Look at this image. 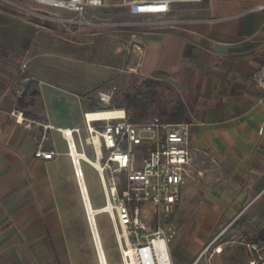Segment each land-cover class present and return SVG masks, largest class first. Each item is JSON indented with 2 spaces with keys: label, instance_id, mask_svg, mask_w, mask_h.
<instances>
[{
  "label": "crops",
  "instance_id": "obj_1",
  "mask_svg": "<svg viewBox=\"0 0 264 264\" xmlns=\"http://www.w3.org/2000/svg\"><path fill=\"white\" fill-rule=\"evenodd\" d=\"M263 5L203 0L146 18L119 5L130 22L178 23L152 32L117 27L65 33L59 23L0 0V264H73L65 192L80 190L56 128L82 127L84 113L103 108L98 91L123 93L147 78L176 91L192 145L217 160H204V175L182 188L174 218L178 225L198 221L203 237L191 249L179 239L170 253L173 264H192L214 236L227 232L264 242V99L253 79L264 64ZM19 86L28 87L22 106L15 95ZM17 108L54 129L23 128L10 116ZM39 145L54 155L36 157Z\"/></svg>",
  "mask_w": 264,
  "mask_h": 264
},
{
  "label": "built area",
  "instance_id": "obj_2",
  "mask_svg": "<svg viewBox=\"0 0 264 264\" xmlns=\"http://www.w3.org/2000/svg\"><path fill=\"white\" fill-rule=\"evenodd\" d=\"M38 6L66 11L73 15L64 19L57 15L17 6L30 17L54 21L77 32L82 27H143L148 32L173 27L177 20L144 19L135 22L111 23L94 21L87 17L93 10L110 5L106 0H26ZM203 0H121L132 16L150 17L170 12L173 4H197ZM264 10V5L260 7ZM26 64L20 66L19 74ZM253 79L264 99V64L254 73ZM116 88L98 91V102L103 108L83 114V126L74 129L56 128L65 139L68 154L77 182H83L81 162L93 168L99 178L104 205L97 209L109 216L113 234L120 252L121 264H173L169 244L175 238L176 226L171 216L180 201L184 185L196 181L206 172L203 161L217 165V160L206 149L192 145L190 122H166L158 117L131 122L124 108H109ZM24 86L16 87L15 95L21 98ZM260 100V101H261ZM15 123L25 129L41 128L43 132L53 126L25 116L17 108L10 112ZM86 133L83 137L82 132ZM75 138L80 147L77 151ZM89 146L93 159L87 157L84 147ZM39 145L36 157L50 159L54 152L42 151ZM76 153V160L72 155ZM78 167V168H77ZM214 237L192 264H212V259L223 252L227 242ZM237 244L246 252V264H264V242L241 236Z\"/></svg>",
  "mask_w": 264,
  "mask_h": 264
},
{
  "label": "rangeland",
  "instance_id": "obj_3",
  "mask_svg": "<svg viewBox=\"0 0 264 264\" xmlns=\"http://www.w3.org/2000/svg\"><path fill=\"white\" fill-rule=\"evenodd\" d=\"M8 1V0H7ZM16 4H19L25 8L39 9L41 11L57 15L58 17L64 19H71L73 15L62 10H57L53 8L38 6L31 1L26 0H9ZM120 0H108L110 8L104 9L102 11L94 12L93 20L99 22H111V23H126L130 22L124 13V9L119 7ZM23 13V12H22ZM95 17V18H94ZM34 18V17H33ZM63 31L67 32L61 24ZM91 33H100L106 30V28L100 27H82ZM80 28V30L82 29ZM27 83V81L25 82ZM138 81L135 80L131 83L128 92L132 93L133 90L138 86ZM157 94L152 102H149L144 110V117L140 121L148 120L151 117H158L161 120H167L172 108L180 101L179 95L172 87L160 85L156 88ZM121 91H114L113 96L114 101L110 103L108 107H118L123 106L121 103ZM112 96V97H113ZM98 100V98H97ZM118 104V105H117ZM131 115V114H130ZM86 133H83V137ZM75 144L77 151H80L79 144L75 138ZM84 152L88 158L93 159V153L91 147L86 146ZM81 168L84 175L85 184L88 190V195L92 207L97 210L104 205V197L101 188L99 178L93 168H91L87 163L81 162ZM75 175V174H74ZM75 177V176H74ZM76 179V178H75ZM77 187V186H76ZM65 219L64 226L66 232V241L69 245V249L72 255L73 264H99L97 255L94 248L93 238L90 232V228L87 221V216L85 208L83 206L82 198L80 192H77L76 188L69 187L68 192H65ZM96 227L98 235L101 241L102 249L106 258L107 264H121L120 252L113 234L112 225L110 223L109 216L105 213H97L95 215ZM171 221L176 226V235L178 234V241L175 238L169 244L170 253L173 247H177L179 244V239L186 240L185 246L191 249V247L196 246V240L202 239V231L198 227V221L188 220L185 223H179L174 218V212L171 216ZM236 225V224H235ZM232 229V228H231ZM229 229V230H231ZM220 235V234H219ZM247 237L251 240H255L253 237H248L246 235H233L225 233L220 238L219 241L227 242L223 246V252L212 259V264H246L247 254L245 250L237 244L238 239L241 237ZM216 237V236H214ZM213 237V238H214ZM262 241V238H261ZM193 263V262H192ZM179 264V263H174ZM181 264V263H180Z\"/></svg>",
  "mask_w": 264,
  "mask_h": 264
},
{
  "label": "trees",
  "instance_id": "obj_4",
  "mask_svg": "<svg viewBox=\"0 0 264 264\" xmlns=\"http://www.w3.org/2000/svg\"><path fill=\"white\" fill-rule=\"evenodd\" d=\"M160 85L167 86L165 83L147 78L140 82V84L133 90L132 93L126 91L121 93V103L122 107L129 114L131 122H139L143 119L144 110L147 107L149 102H152L157 94L156 88ZM28 88V87H27ZM26 90L23 92L22 97L19 99L20 105L23 96H25ZM115 97L111 99V103L114 101ZM118 105V104H117ZM120 106L118 105L119 108ZM131 114V115H130ZM186 114V109L184 104L180 101L172 108L171 113L168 116L167 120H162L166 122H182Z\"/></svg>",
  "mask_w": 264,
  "mask_h": 264
},
{
  "label": "water",
  "instance_id": "obj_5",
  "mask_svg": "<svg viewBox=\"0 0 264 264\" xmlns=\"http://www.w3.org/2000/svg\"><path fill=\"white\" fill-rule=\"evenodd\" d=\"M81 185H83V183L78 182V186H79V190H80L83 206L85 208V212H86V216H87L88 225H89L90 232H91V235H92V238H93V242H94V248H95V252H96V255H97L98 263L99 264H106L105 258H104V255H103V250H102L101 244L99 242V238H98L97 231H96V228H95V225H94V221H93V215L97 214L99 211L98 210H93V212H92L90 210L91 208H90V205H89V212H88V209L86 208V204H85V200H84V196H83V191H82V186ZM84 192H85V190H84ZM85 194H86V192H85ZM89 213L92 215V222L90 221Z\"/></svg>",
  "mask_w": 264,
  "mask_h": 264
},
{
  "label": "bare ground",
  "instance_id": "obj_6",
  "mask_svg": "<svg viewBox=\"0 0 264 264\" xmlns=\"http://www.w3.org/2000/svg\"><path fill=\"white\" fill-rule=\"evenodd\" d=\"M72 155H73V157H74V159L76 160V157H77V155H76V153L72 150ZM78 168V167H77ZM80 182L81 183H83V185H81L82 186V191H83V196H84V200H85V204H86V208L88 209V212H89V205H90V210L93 212V210H95L93 207H92V205H91V202H90V199H89V195H88V191H87V188H86V186H85V183H84V180H83V182H82V180H81V178H80ZM84 190H85V192H86V194H85V192H84ZM88 200V201H87ZM99 213V212H98ZM96 215V214H95ZM95 215H93V221H94V225H95V228H96V231H97V227H96V220H95ZM89 218H90V221L92 222V215L89 213ZM97 235H98V231H97ZM98 238H99V235H98ZM99 242H100V244H101V241H100V238H99ZM101 247H102V245H101ZM103 250V249H102ZM103 255H104V252H103ZM104 258H105V255H104ZM105 262H106V258H105ZM107 264V263H106Z\"/></svg>",
  "mask_w": 264,
  "mask_h": 264
}]
</instances>
